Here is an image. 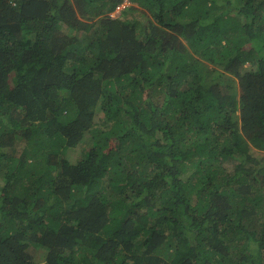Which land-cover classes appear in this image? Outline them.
Listing matches in <instances>:
<instances>
[{"label": "trees", "instance_id": "16d2710c", "mask_svg": "<svg viewBox=\"0 0 264 264\" xmlns=\"http://www.w3.org/2000/svg\"><path fill=\"white\" fill-rule=\"evenodd\" d=\"M124 1L0 0V264H264V0Z\"/></svg>", "mask_w": 264, "mask_h": 264}, {"label": "clouds", "instance_id": "9594fccd", "mask_svg": "<svg viewBox=\"0 0 264 264\" xmlns=\"http://www.w3.org/2000/svg\"><path fill=\"white\" fill-rule=\"evenodd\" d=\"M126 2L129 4L126 8H128V7L132 4V2H131L130 0H125L123 3H121V4L116 8V10H115L114 12L110 13V17H111V18L119 17L120 14H121V12H122L124 9H126V8L123 7V8L120 10V8H121ZM251 146H252V145H251ZM254 150H255V149H254ZM255 155H256V154H255Z\"/></svg>", "mask_w": 264, "mask_h": 264}, {"label": "rangeland", "instance_id": "374dc122", "mask_svg": "<svg viewBox=\"0 0 264 264\" xmlns=\"http://www.w3.org/2000/svg\"><path fill=\"white\" fill-rule=\"evenodd\" d=\"M129 4L126 2L121 8H120V10L124 7V8H126L127 6H128ZM252 148H250V151H251V153H252V155L254 156L256 153H258L256 150H254L255 148L253 147V146H251ZM74 155H72V157H73ZM72 161V160H71ZM42 252L40 251V250H36L35 251V259L37 260V261H41V259H42Z\"/></svg>", "mask_w": 264, "mask_h": 264}]
</instances>
